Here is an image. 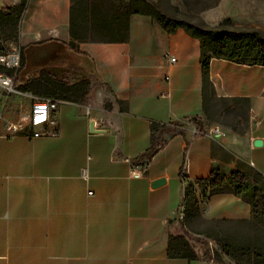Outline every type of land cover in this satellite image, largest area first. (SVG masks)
<instances>
[{
    "label": "crops",
    "instance_id": "crops-1",
    "mask_svg": "<svg viewBox=\"0 0 264 264\" xmlns=\"http://www.w3.org/2000/svg\"><path fill=\"white\" fill-rule=\"evenodd\" d=\"M69 8L70 0H26L17 25L18 85L44 70L69 83L88 80L90 90L81 102L61 99L53 137H6L0 120V264H235L197 249L193 260L170 258L167 238L184 215L188 234L215 221L253 225L240 196L202 199L195 187V214L182 201L186 183L212 170L229 176L251 167L264 177V65L212 57L203 109L197 38L130 14L126 41L70 47ZM236 97L248 99L244 126L233 113ZM28 108V98L0 90L5 119ZM150 123L162 124L153 137ZM153 151L145 173L131 176L130 165ZM159 178L164 184L151 188Z\"/></svg>",
    "mask_w": 264,
    "mask_h": 264
},
{
    "label": "trees",
    "instance_id": "trees-1",
    "mask_svg": "<svg viewBox=\"0 0 264 264\" xmlns=\"http://www.w3.org/2000/svg\"><path fill=\"white\" fill-rule=\"evenodd\" d=\"M25 3L26 0H17L15 5L0 6V52H4V41L17 44V25ZM130 14H143L154 18L167 33L181 27L190 36L198 39L203 109H205V90L209 84L208 63L212 57L234 60L247 65H264V34L260 30L237 27L229 18L221 19L212 27L201 26L186 19L170 17L147 0H70L68 45L74 47V41H126ZM20 54V67L17 73L24 63L21 49ZM0 70L9 72L2 67ZM18 86L36 95L72 102L83 101L90 90L88 80L69 83L57 79L44 70L35 77L27 78ZM231 100L238 105L233 113L240 115L241 121L238 122L244 126L248 99L236 97ZM105 106L107 107L106 103ZM241 125L239 128L242 127ZM161 126L158 123H150L152 137L153 132ZM154 152L146 157V162ZM195 187L202 199L215 194H232L240 196L250 205L254 223L247 227L251 230V235L239 234L234 222L228 221L213 222L203 234L206 238L214 240L221 253L235 264H264V177L249 167L243 171H232L229 176L212 170L208 178L198 179L194 184L186 183L182 205L184 210L189 207L192 214L197 211ZM177 224L173 227L174 232L167 238V255L174 259L193 260L196 258V252L185 230L188 229V226H185L186 216L178 220ZM214 259L218 260L216 255Z\"/></svg>",
    "mask_w": 264,
    "mask_h": 264
},
{
    "label": "rangeland",
    "instance_id": "rangeland-1",
    "mask_svg": "<svg viewBox=\"0 0 264 264\" xmlns=\"http://www.w3.org/2000/svg\"><path fill=\"white\" fill-rule=\"evenodd\" d=\"M12 2L13 0H7ZM170 17L182 18L205 27L215 26L221 19L229 18L237 27L256 28L264 34V0H148ZM12 42L4 41V52ZM21 60V54H20ZM21 70V69H20ZM18 71L16 83L23 81V71ZM203 226L194 228L201 229ZM206 227V226H205ZM227 227V226H225ZM242 235H251L247 226H235ZM188 234V233H187ZM198 251L206 250L208 256L223 257L216 242L204 234H188ZM231 260V259H230Z\"/></svg>",
    "mask_w": 264,
    "mask_h": 264
},
{
    "label": "built area",
    "instance_id": "built-area-1",
    "mask_svg": "<svg viewBox=\"0 0 264 264\" xmlns=\"http://www.w3.org/2000/svg\"><path fill=\"white\" fill-rule=\"evenodd\" d=\"M167 60L172 64L175 62V57L170 54L167 56ZM0 67L9 70V72L0 70V90L4 97L18 96L29 99V108L15 120L5 119L0 113V120L3 122L6 137H12V135L19 133H24L29 138L53 137L57 133V121L53 113L62 100L36 95L19 88L16 83L17 70L20 67V47L18 44H12L7 51L0 52ZM164 79L167 80L168 75H165ZM86 113H88L87 110ZM197 132L192 131V133ZM218 133V126L207 131L209 138H215ZM125 162L130 164L128 159H125ZM146 163L143 161L130 165L129 174L134 177L142 176L146 171ZM181 180L184 181L183 176H181ZM88 195H91V192H88ZM179 219L182 220V216Z\"/></svg>",
    "mask_w": 264,
    "mask_h": 264
},
{
    "label": "water",
    "instance_id": "water-1",
    "mask_svg": "<svg viewBox=\"0 0 264 264\" xmlns=\"http://www.w3.org/2000/svg\"><path fill=\"white\" fill-rule=\"evenodd\" d=\"M88 129H89V131H93V122L92 121H89V123H88ZM253 145L254 146H259L260 145V141L259 140H255L253 142ZM163 184H164V179L163 178H159V179L153 180L150 183V187L151 188H156V187H159V186H161Z\"/></svg>",
    "mask_w": 264,
    "mask_h": 264
}]
</instances>
